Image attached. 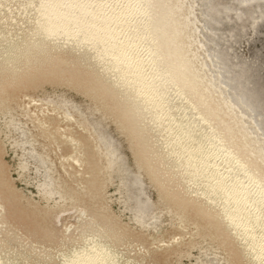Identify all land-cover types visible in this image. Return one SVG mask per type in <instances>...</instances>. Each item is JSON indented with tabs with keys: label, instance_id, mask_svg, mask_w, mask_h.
<instances>
[{
	"label": "bare ground",
	"instance_id": "obj_1",
	"mask_svg": "<svg viewBox=\"0 0 264 264\" xmlns=\"http://www.w3.org/2000/svg\"><path fill=\"white\" fill-rule=\"evenodd\" d=\"M168 1L0 0V57L3 58L0 62V75L13 64L18 63L11 77V83H17L22 73L28 70L41 73L42 69L49 66L54 59L53 50L57 49L60 57L71 56L69 62L74 63L79 75L90 80L93 91L97 92L110 87L111 91L103 94L104 98L117 100L115 101L117 105L128 106L129 109H125L113 121L122 124L133 119V128L143 127L142 130L139 129V131H144L143 137L150 136L152 141L157 143L156 152L159 158L165 163L171 176L181 180L174 188L184 186L194 197L199 198L204 210L214 213L215 218L225 222L228 230L241 244V249L247 255L250 264H264V172L260 171L257 165H253L249 159L251 155H255L264 167V140L257 136L261 134L260 136L264 137V132H255L249 126V123L257 122L254 119L255 115L263 112L264 116V109L260 106L256 90L247 88L248 82L251 84L261 82L260 68L263 63L258 56L250 61L242 59L240 64L245 69L236 78H238L237 81L241 79L244 84L239 85L237 91L233 87L235 88L238 82L232 81L229 84V91L233 90L231 93H234V97L226 95L223 92L225 86L223 80L215 77L214 72L207 67L208 64L204 65L203 57L204 55L209 56L210 52L205 48L199 32L197 11L203 12L202 9L197 8L200 0H170L176 3V7H170V9L169 6L165 7ZM216 2L218 3V0H209L206 6L215 7ZM254 2L256 1L252 0L251 5L241 10L238 16L242 19L246 16L247 21H252V18L256 19L264 14V2L258 4ZM231 5L232 3H228L225 6L226 12L232 9L239 10ZM212 10L217 11L214 8ZM212 10L211 15L215 14ZM250 29L254 36L257 27ZM234 31L242 30L238 28ZM217 43L222 42L217 40ZM231 44H233L232 41ZM212 51L215 52L213 47ZM217 51L218 53L215 52L217 61L226 64L228 62L227 52ZM40 52H43L46 57L42 60H35ZM232 69L228 67L223 70L220 74L221 78L224 79ZM58 72L61 73V71ZM58 72L57 75L55 74L57 77L54 80L52 78L49 84L58 79L60 75ZM79 92L83 93L82 90ZM46 93L47 91H44L42 96ZM85 95L91 98L96 96L92 92ZM28 98V100L17 99L14 104L0 111L1 114H6L8 111H13L12 114H14L15 111L21 110L20 112L29 116L27 119H30L32 113L24 109V103L28 102L32 105L31 103L37 101L38 98L35 96ZM234 99H239L244 104L247 103L243 110H252V112L246 113L238 110L237 107L239 109L243 107L234 102ZM58 106H60L59 103L53 99L33 106L35 112L37 110L41 112V115L37 117L38 120L34 122L39 135L42 134L40 130L45 129L46 120L50 117L49 112H53ZM239 112L243 116H248L251 121L239 116ZM54 114H57L54 131L59 134L75 119L73 112L66 111L61 114L59 107ZM234 118L237 119L240 127L232 122ZM1 122L6 123V121ZM263 122L264 119L259 122V128L256 126V129L264 130V127L260 128ZM83 124L84 122L75 124V126L80 129L79 126ZM85 128L86 130L82 131L83 135L72 133L64 135V139L76 140L74 148L60 156L59 163L62 164L64 170H67L65 159L71 158L70 160L80 163L81 159H88L89 153H94L93 148L82 152L85 144L93 142L96 138L94 129L92 130L88 125ZM118 133L121 134L122 130ZM10 134L13 136H11L13 139L11 141H15L22 148V140L16 139L17 136L13 131ZM107 138H109L107 132L98 137L99 142ZM29 142L35 146L36 141L30 140ZM252 142L258 143L256 150L253 151L249 148ZM131 145L127 144L129 148ZM96 146L98 152L99 145ZM19 147L16 148L18 151H20ZM22 149L21 151L24 152V148ZM124 150L125 148H120L115 158L122 159L125 156ZM24 154L23 159L28 163L27 154L29 153L24 152ZM35 156L37 154H31L30 160L35 159ZM40 158V156L36 158L41 167V170L36 169L37 173L42 172L50 161V158L46 160ZM104 159L107 158H99L98 162H94L89 169L90 175L98 172L102 167L109 169L112 166L113 161L107 159L108 162H103ZM4 161L0 162V170H3V166L5 168ZM37 164L35 163L36 166ZM129 167L141 168V165H124L121 168L117 180L119 179L120 183V178L125 179L123 188H127L126 191L129 190L127 183L132 187L137 183V178L131 179L134 173L124 172ZM49 171L53 174L51 180L60 178L67 181L57 170L51 168ZM112 175V172L107 173L102 182L96 184L93 182L94 188L99 189L97 193L106 191L103 186L104 180L110 181ZM132 180L134 181L131 182ZM62 185L60 184L59 187H64ZM59 187L57 186L58 189ZM156 188L159 187L156 186ZM132 189L130 188L131 191ZM52 190L54 192V188ZM12 193L11 187L0 192V233L3 230L13 235L19 232L7 225L12 220L7 219L5 222L1 216L6 210L3 209L4 205L1 203ZM92 194L93 196L89 198L97 199L94 191ZM110 198L111 201L107 200L108 203L114 204L117 209L132 206L134 208L131 211L133 212L132 217H138L137 222L145 229L152 223L150 219L164 211L172 217L181 214L169 203L150 208V212L140 194L137 197L129 196V198L120 200ZM34 199L37 200V196H32L29 203L33 204ZM59 202L60 200L56 201V203ZM123 202L124 205H120ZM53 211V219L58 224L62 221L63 213L66 212L69 216L62 223L61 232H58L60 234L53 233L52 229L45 225L48 235L53 234L59 237V243L43 245L32 241L18 243L14 240L16 237L12 238L11 235L9 238L1 233L0 264L146 263L136 257L132 258L138 248L131 247L130 241L115 244L116 236L107 230L92 231L91 227H95L98 220L95 218L89 220L82 216L85 210L79 201ZM17 214L22 213L17 212ZM37 216L36 212L32 215L34 218ZM73 219L89 220V222L78 232H69ZM156 225L158 226L159 223ZM182 226L187 227V225ZM202 231L199 229L197 234ZM187 233L189 232L173 231L168 240L155 236L149 244L159 245L160 242L165 241L167 245H170L179 239L185 241ZM7 238L10 239L9 245L7 246L6 243V247L2 248L3 239ZM221 239L222 237L212 240L211 244ZM200 244V242L192 243L189 248L192 250L200 248ZM143 246L142 248H147ZM226 250L230 251L229 247ZM238 263L240 262L236 259L224 262V264Z\"/></svg>",
	"mask_w": 264,
	"mask_h": 264
},
{
	"label": "rangeland",
	"instance_id": "obj_2",
	"mask_svg": "<svg viewBox=\"0 0 264 264\" xmlns=\"http://www.w3.org/2000/svg\"><path fill=\"white\" fill-rule=\"evenodd\" d=\"M208 1L209 0H200V5L197 6V8L203 10V12L200 10L197 11L198 23L200 25L199 32L204 41L205 48L210 52L209 56L204 55L203 57L204 65L205 63L208 64L207 67L214 72L215 77L223 80L225 84L223 92L226 95L228 94L234 97V93L232 94L229 91V84L232 81H237V75L245 69L244 66H241L240 61L242 59L248 61H250V59L255 60L254 57L258 56L263 63V66L260 68L261 82L257 84L248 82L247 88L256 90L259 96L258 101L260 106L264 109V21L258 25L254 23L259 17L264 16V14L256 19L252 18V21H237L242 18L238 16L241 10H245L247 5H251V2L241 3L246 1L218 0V3L216 2L215 4L216 8H210L206 6ZM262 2H264V0L254 3L258 4ZM228 3H232L231 6L239 10L232 9L231 12H226L225 10L227 8L225 6L228 5ZM167 6H169V9L170 7L175 8L176 3L169 0L165 7ZM205 6L207 7L206 9ZM213 8L217 9L218 12L212 14L210 19H203L205 13H210ZM251 27H257L254 36H252ZM238 28L242 31H234V29ZM233 33L235 35L232 36ZM213 40L215 42H213ZM217 40L222 43L218 44ZM235 40H237V43H235ZM231 41L233 44H231ZM30 45H32V43H30ZM212 47L215 49L216 53H218L217 50L227 52L228 62L226 64L217 61L216 53L212 51ZM57 51V49L52 51L54 55L53 62L42 69L41 73H35L37 72L36 70H28V72L21 74V78H18L17 83H11V77L16 71V67L19 65L15 63L6 70V72L0 75V111L11 106L12 103L14 104L17 99L28 100L29 96L38 98L37 101L31 103L32 105L28 104V102L26 104L24 103V109L32 113L30 119H27L29 116L22 114V112H20L21 110L15 111L14 114H12L13 111H8L6 114H1L0 112V162L5 160V168L3 166V170H0V184H2L0 192L6 191L9 187L13 190V193L1 203L4 205L3 209H6L2 212L1 216L5 222H7V219L12 220L10 223L8 222L7 225L9 228H14L19 232L12 235L9 231L2 230L3 232L1 231V233L9 238L11 235L13 236L12 238L16 237L14 240L16 242L18 241V243L32 241L39 245L53 242L57 244L59 243V237L57 238V236H53V234L48 235L47 228L52 229L53 233L60 234L58 232H61L62 223L66 221L69 216L68 213H63L62 221L58 224L53 219V210L79 201V203L83 204L85 210L82 216L89 220L94 218L98 220V224L95 225V227H91L92 231L107 230L116 236L115 244L130 241L131 247L136 246L138 248L136 254H134L132 258L136 257L144 263L146 261L145 264H224L225 261L230 262V259H236L237 262H242L241 264H250L247 255L243 253L241 249V244L236 241L235 236L228 230L225 222L219 218H215L214 213L204 210L203 204L199 202V198L194 197L184 186L180 185L174 188L181 180L172 177L165 163L159 158L156 152L157 143L153 142L150 136L143 137L144 131H139V129L142 130L143 127L140 126L139 129H137L138 127L133 128V119L122 124L114 122L125 109H129L128 106H123L122 104L117 105L115 102L117 100L104 98L103 94L111 91L110 87L97 92L93 91L90 80L79 75L78 69L75 67L74 63L69 62L71 61V56L60 57ZM45 57L46 55L40 52L35 60H42ZM2 59L3 58L0 57V62ZM228 67L233 69L228 72L224 79L221 78L220 74ZM58 71H61V73ZM57 72L60 74L58 79L49 84L48 82L52 78L54 80V78L57 77ZM237 82L234 88L235 90L239 85L244 84L241 79ZM1 86L4 87L1 88ZM81 90L83 93L79 92ZM44 91H47V93L42 96ZM89 92L95 94V98L89 97V94L85 95ZM50 99L59 103L60 106L58 107L61 114L66 111L73 112L75 119H73V122H71L69 126L62 129L63 132L61 134L57 133L54 131L55 121L57 119V114L54 113L55 110L58 109L57 107L53 112H49L50 117L46 120L45 129L44 131L40 130L42 134L39 135L36 132L34 122L38 120L37 117L41 115V112L38 110L35 112L33 106L39 105L41 102ZM233 101L237 102L240 107H243L241 109L237 107L238 110H245L244 107L247 106L246 104L239 99H234ZM250 111L252 112V110ZM250 111L244 112L249 113ZM262 113L263 112H260L255 115L254 119H256V123H249L251 129L258 133L264 132V130H258L259 122L264 119ZM239 116H243L241 112H239ZM100 118L105 120L103 121ZM243 118L251 121L248 116H243ZM1 121H6V123L2 124ZM82 122H84V124L83 126H79L80 129L75 126V124ZM232 122L239 126L236 118H234ZM87 125L91 127L92 130H95L96 138L93 142L85 141L87 143L82 152L93 148L94 153H89L91 156L88 154V159H81L80 163L70 160L71 158L65 159L67 170H64L62 164L59 163L60 156L67 150L74 148V144L76 143L75 139H64V135L67 133L83 135L82 133L86 130L85 127H87ZM9 126H11V129H9ZM256 126H258L257 129ZM110 130L111 132H108ZM121 130L125 135L118 133ZM11 131L17 136L16 139L22 140L23 144H21V146H23L24 152L29 153L27 154L29 156L28 163L23 159V155L25 154L21 151L22 148L19 147L15 141H11L13 140V136L10 134ZM105 132H107L109 138L99 142L98 137ZM116 132L118 134H116ZM117 135H121L122 137H117ZM260 135L261 134H257L258 137L264 140V137ZM30 140L36 141L35 143L33 142L35 146L31 145L32 142H29ZM97 144L99 145L98 152ZM127 144H132L131 148H129L130 146H127ZM257 145L258 143L252 142L249 148H252V151L256 150L255 148ZM18 147L20 151L16 149ZM120 148H125L123 153L125 156L118 160V157L116 159L115 155ZM10 153L12 155H9ZM39 153L41 154L39 155ZM31 154H37L35 159L30 160ZM39 156L41 157L40 159L43 160L50 158V161H48V165L45 166L46 168L42 169V172L37 173V168L41 170V167H39L40 162L36 160ZM99 158H107L113 161L112 166L109 169L102 167L101 170L90 175V167L94 165L95 161L98 162ZM107 159H104L103 162H108ZM249 159L252 161L251 163L253 165H257L260 171L264 172L261 161L257 159L255 155H251ZM24 162H26V164ZM35 163H38L37 166ZM124 165H141V168L129 167L124 171L135 174L131 176V179L137 178V183L133 184V187L126 182L129 186L128 191H126L127 188H123L125 179L122 178L121 180L120 178V183L118 182L119 179L117 180V176H119V172ZM51 168L61 173L67 181H63L60 178L51 180L53 175L49 171ZM110 172L113 174L110 181L106 182L104 180L103 183L106 191L97 193L99 189L96 190L94 188L93 182H95V184L102 182L104 176ZM133 181L134 180L131 182ZM142 182H144V184H142ZM60 184H63L64 187H59ZM156 186L159 188H156ZM53 188L54 192H52ZM130 188H133L132 191ZM93 191L97 194V199L95 200L89 198L93 196ZM139 194L143 196L144 204L149 208L148 210L150 212V208H156L158 205L169 203L174 209L177 208L181 214L177 217H172L167 211H164L157 217L150 219L152 223L145 229L137 222L136 219L138 217H132L133 212L131 211L134 210L132 206H128L126 209L123 207L117 209L114 204L108 203L107 201H111L110 197H114V200H120L121 198H129V196L137 197ZM32 196H37L38 198L37 200L34 199L33 204L29 203ZM58 200H60V202L56 203ZM92 201L93 204H91ZM120 205H124V202L123 204L120 203ZM17 212H19V214L21 212L22 214L18 215ZM34 212L38 214L35 218L32 217ZM89 220L83 221L73 219V225L70 227L69 232H78L83 226L88 224ZM156 223H159V225L157 226ZM45 225H47V228ZM182 225H187V227L184 228ZM199 229L203 231L197 234ZM173 231L189 233H187L185 241L179 239V241L170 243V245H167L165 241L160 242L159 245L149 244L153 241L155 236L163 237L165 240H168ZM221 237V240L217 241L215 244H211L212 240H217V238ZM3 240L4 244H1L2 248L6 247V243L7 246L9 245L10 239L7 238ZM197 242L201 243L200 248H195L194 250L189 248L190 244ZM142 245L147 248L144 246V248H142ZM228 247L230 251L226 250ZM200 253L201 255H198ZM201 261L202 263H200Z\"/></svg>",
	"mask_w": 264,
	"mask_h": 264
},
{
	"label": "water",
	"instance_id": "obj_3",
	"mask_svg": "<svg viewBox=\"0 0 264 264\" xmlns=\"http://www.w3.org/2000/svg\"><path fill=\"white\" fill-rule=\"evenodd\" d=\"M256 2H259V1H262V0H255ZM250 2H252V0H248V1H246V2H241V3H250ZM227 12H231V11H229V10H227ZM212 13H217V11L216 10H212ZM210 16H211V13L208 15H206L205 16V19H209L210 18ZM242 19V18H241ZM248 19V17H245V18H243L241 21L242 22H244L245 20H247ZM262 21H264V16H261V17H259L258 18V20L257 21H255L254 23H255V25H258L259 23H261ZM230 35V34H229ZM233 35H235L234 33L232 34V36ZM219 61H221V60H219ZM224 73V72H223ZM233 89H234V87H233ZM231 92H233V90H231ZM247 104V103H246ZM253 105V104H252ZM264 127V122L262 123V124H260V128H263ZM109 137V136H108Z\"/></svg>",
	"mask_w": 264,
	"mask_h": 264
}]
</instances>
